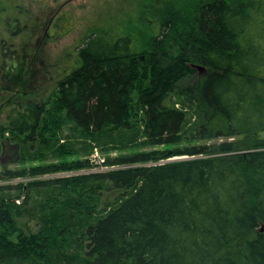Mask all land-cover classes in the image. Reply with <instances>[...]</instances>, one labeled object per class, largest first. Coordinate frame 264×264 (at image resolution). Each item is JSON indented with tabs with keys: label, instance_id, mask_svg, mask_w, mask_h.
Segmentation results:
<instances>
[{
	"label": "trees",
	"instance_id": "16d2710c",
	"mask_svg": "<svg viewBox=\"0 0 264 264\" xmlns=\"http://www.w3.org/2000/svg\"><path fill=\"white\" fill-rule=\"evenodd\" d=\"M158 7L145 38L86 36L51 93L35 96L25 69L14 73L24 89L6 88L14 105L0 122V264H264V0ZM93 141L164 147L35 178L86 166L51 160ZM35 159L46 163L10 167Z\"/></svg>",
	"mask_w": 264,
	"mask_h": 264
},
{
	"label": "rangeland",
	"instance_id": "374dc122",
	"mask_svg": "<svg viewBox=\"0 0 264 264\" xmlns=\"http://www.w3.org/2000/svg\"><path fill=\"white\" fill-rule=\"evenodd\" d=\"M5 1L7 0H2L3 3ZM10 1L12 5L8 7V10L6 9V14L9 12L16 17L7 16V22L5 18L0 20V34L3 39L0 41V122L5 120L7 113L14 105L8 103L11 94L6 88H11L12 94L24 89L16 82L19 76L14 75V73L19 72L18 69H25L23 77L29 79L28 88L35 91V96L38 95L37 92L42 90L43 93H51L57 81L72 69L71 65L76 58L77 46L84 41L86 36L93 32L101 34L102 37H107V34L126 33L134 37L145 38L148 31L152 32L153 27L155 28V20L158 17L155 15L156 7L159 6L158 8H160L162 5V0ZM173 1L177 2V0ZM192 1L194 0H178V3L184 6ZM15 18H18V22H15ZM9 73H12L15 79V82L11 84L4 78V75ZM3 78L5 80H2ZM13 101H16V98ZM63 130L68 132L67 126H64ZM81 138L83 137L81 136ZM93 145L92 151L89 149L90 153L83 152L79 155L51 160L55 162L84 161L86 166L74 170L50 172L35 178H75L83 174L107 171L111 168H107L102 163V160H107V157H117V155L138 150L149 151L164 147V144L136 147L118 144L116 148L109 149L110 151H103L94 141ZM188 157V155L173 156L168 159H161L159 162ZM5 158L6 156L2 155V160ZM41 163L46 162L35 159L22 164H11L10 167L18 168ZM31 179L33 177L29 179L28 177L15 178L11 182L28 183V180ZM5 182L0 180V184ZM106 197L108 198V196ZM23 198V196L20 197L16 203H21ZM38 198L45 201L43 196H37L36 199ZM34 202L37 203V200L31 198L26 207H34ZM20 222L21 224L26 223L28 226L26 229L29 230L35 231L39 228L37 221L27 216L21 218ZM70 246L71 249H75L76 253L81 245L79 240L75 239L74 242H70ZM67 247L69 248V245Z\"/></svg>",
	"mask_w": 264,
	"mask_h": 264
},
{
	"label": "water",
	"instance_id": "95a60500",
	"mask_svg": "<svg viewBox=\"0 0 264 264\" xmlns=\"http://www.w3.org/2000/svg\"><path fill=\"white\" fill-rule=\"evenodd\" d=\"M198 69H204V66L202 65H195Z\"/></svg>",
	"mask_w": 264,
	"mask_h": 264
},
{
	"label": "bare ground",
	"instance_id": "6f19581e",
	"mask_svg": "<svg viewBox=\"0 0 264 264\" xmlns=\"http://www.w3.org/2000/svg\"><path fill=\"white\" fill-rule=\"evenodd\" d=\"M185 107V106H184ZM183 112V111H182ZM139 135V134H138ZM76 171V170H75ZM96 173V172H95ZM96 175V174H95ZM87 176V175H86ZM87 180H89V179H87Z\"/></svg>",
	"mask_w": 264,
	"mask_h": 264
}]
</instances>
